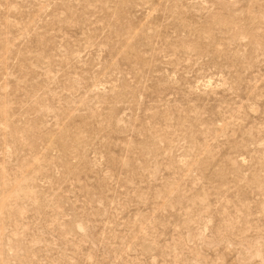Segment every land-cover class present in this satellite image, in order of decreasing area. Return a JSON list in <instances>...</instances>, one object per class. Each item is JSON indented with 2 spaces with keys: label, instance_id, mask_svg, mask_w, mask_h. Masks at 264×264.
Here are the masks:
<instances>
[{
  "label": "rangeland",
  "instance_id": "1",
  "mask_svg": "<svg viewBox=\"0 0 264 264\" xmlns=\"http://www.w3.org/2000/svg\"><path fill=\"white\" fill-rule=\"evenodd\" d=\"M0 264H264V0H0Z\"/></svg>",
  "mask_w": 264,
  "mask_h": 264
}]
</instances>
